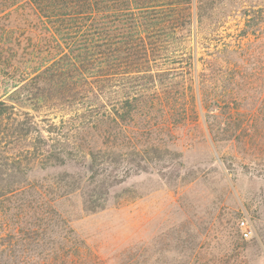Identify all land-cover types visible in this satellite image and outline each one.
<instances>
[{"label":"trees","instance_id":"1","mask_svg":"<svg viewBox=\"0 0 264 264\" xmlns=\"http://www.w3.org/2000/svg\"><path fill=\"white\" fill-rule=\"evenodd\" d=\"M223 6L0 0V264H103L71 227L73 196L106 210L199 107L216 145L264 146V79L241 75L239 43L207 44Z\"/></svg>","mask_w":264,"mask_h":264},{"label":"rangeland","instance_id":"2","mask_svg":"<svg viewBox=\"0 0 264 264\" xmlns=\"http://www.w3.org/2000/svg\"><path fill=\"white\" fill-rule=\"evenodd\" d=\"M223 1L206 28L221 21L218 35L208 36L207 44L218 38L239 43L230 58L258 86L264 79V0ZM4 82L0 77V96ZM198 115L148 173L111 191L106 210L86 215L76 208L80 196H73L71 227L103 264H264V153L258 152L264 146L216 145L206 111L199 107ZM241 221L252 227V238L242 235Z\"/></svg>","mask_w":264,"mask_h":264},{"label":"built area","instance_id":"3","mask_svg":"<svg viewBox=\"0 0 264 264\" xmlns=\"http://www.w3.org/2000/svg\"><path fill=\"white\" fill-rule=\"evenodd\" d=\"M239 226L240 229L242 230V235L244 236L245 239H250L253 237L252 227L249 225L247 221H241Z\"/></svg>","mask_w":264,"mask_h":264}]
</instances>
